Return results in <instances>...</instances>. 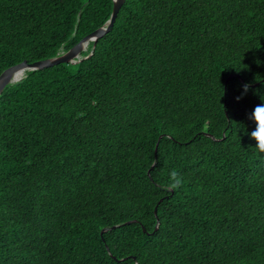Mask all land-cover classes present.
Listing matches in <instances>:
<instances>
[{
	"label": "trees",
	"instance_id": "obj_1",
	"mask_svg": "<svg viewBox=\"0 0 264 264\" xmlns=\"http://www.w3.org/2000/svg\"><path fill=\"white\" fill-rule=\"evenodd\" d=\"M113 5L0 0V74ZM93 46L0 94V264H264V0H126Z\"/></svg>",
	"mask_w": 264,
	"mask_h": 264
},
{
	"label": "water",
	"instance_id": "obj_2",
	"mask_svg": "<svg viewBox=\"0 0 264 264\" xmlns=\"http://www.w3.org/2000/svg\"><path fill=\"white\" fill-rule=\"evenodd\" d=\"M125 1L126 0H114L113 10H112V14L109 20L103 26H100L93 32L84 36L77 44H75L69 50L62 51L57 56L37 60L35 62H28L27 60H24L20 63H17L5 69L0 74V94L3 92L7 84L21 80L25 76V72L27 70L43 69V68L50 67L55 64H59L63 62L75 63V62L82 60L85 57H88L89 55L83 56L82 53L87 50L89 43L91 41H94V46H93V49H94V47L96 46L97 40L103 35H105L108 31H110ZM156 212H157V208H156ZM132 221L133 220H130L129 222H132ZM115 227H117V225L113 226V228ZM158 227H159V222L157 223L156 229H158ZM107 229L108 228H104L102 230V233ZM137 264L139 263L137 262Z\"/></svg>",
	"mask_w": 264,
	"mask_h": 264
},
{
	"label": "clouds",
	"instance_id": "obj_3",
	"mask_svg": "<svg viewBox=\"0 0 264 264\" xmlns=\"http://www.w3.org/2000/svg\"><path fill=\"white\" fill-rule=\"evenodd\" d=\"M250 88L249 84L243 85V92L241 96L237 97V100L241 99L243 95L247 94ZM250 118L256 122V128L251 132V137L255 139L256 148L264 153V104L257 105L254 111L251 113ZM183 178L182 176L175 170L170 173V182L165 185L166 190H175L179 189L182 186Z\"/></svg>",
	"mask_w": 264,
	"mask_h": 264
},
{
	"label": "rangeland",
	"instance_id": "obj_4",
	"mask_svg": "<svg viewBox=\"0 0 264 264\" xmlns=\"http://www.w3.org/2000/svg\"><path fill=\"white\" fill-rule=\"evenodd\" d=\"M88 49V48H87Z\"/></svg>",
	"mask_w": 264,
	"mask_h": 264
}]
</instances>
